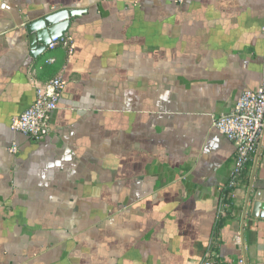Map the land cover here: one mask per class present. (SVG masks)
Masks as SVG:
<instances>
[{
    "label": "crops",
    "instance_id": "crops-1",
    "mask_svg": "<svg viewBox=\"0 0 264 264\" xmlns=\"http://www.w3.org/2000/svg\"><path fill=\"white\" fill-rule=\"evenodd\" d=\"M59 10L87 11L73 49L32 56ZM58 77L50 135L13 132ZM263 78L264 0H0V264H264V147L219 218L236 150L214 127Z\"/></svg>",
    "mask_w": 264,
    "mask_h": 264
},
{
    "label": "built area",
    "instance_id": "built-area-1",
    "mask_svg": "<svg viewBox=\"0 0 264 264\" xmlns=\"http://www.w3.org/2000/svg\"><path fill=\"white\" fill-rule=\"evenodd\" d=\"M58 48L73 49V39L64 35L55 38L46 51L54 52ZM54 60L49 58L47 63ZM66 88L65 81L58 77L36 89L34 103L11 121V130L32 139L43 141L51 133V119L57 111L61 95ZM214 127L235 146L236 154L232 177L228 188V197L219 200L218 217L223 218L230 209L228 200H236L239 196V183L246 165L256 157L260 147H264V78L256 90H246L242 93L235 108L229 114H221L214 120ZM16 153V146L9 150ZM200 264H224L218 261L214 245L208 246Z\"/></svg>",
    "mask_w": 264,
    "mask_h": 264
},
{
    "label": "water",
    "instance_id": "water-1",
    "mask_svg": "<svg viewBox=\"0 0 264 264\" xmlns=\"http://www.w3.org/2000/svg\"><path fill=\"white\" fill-rule=\"evenodd\" d=\"M86 13L87 11L85 10H59L28 23L26 31L29 36V46L32 56L39 57L43 55L53 39L60 38L67 34L73 19H79ZM257 163L258 159L255 160L253 167L245 210L251 203L252 184ZM252 214L254 217H264V199H262L261 196H256L255 201L253 202Z\"/></svg>",
    "mask_w": 264,
    "mask_h": 264
},
{
    "label": "trees",
    "instance_id": "trees-1",
    "mask_svg": "<svg viewBox=\"0 0 264 264\" xmlns=\"http://www.w3.org/2000/svg\"><path fill=\"white\" fill-rule=\"evenodd\" d=\"M253 165H254V161H252V160L246 165L245 170L243 171V173L241 175V179H240V183H239V188L246 189L247 186L249 185L250 174H251V170L253 168ZM230 193H231V190L227 186V188L224 190V192H223V194H222L221 197H225L226 198V197L229 196ZM232 202L233 201L231 199L228 200V203H230L231 205H232ZM221 225H222V223L220 222V225L218 226L217 232H216V240H214V241H217V239L219 238V234L218 233H219V230H220ZM214 247L217 248V246H214ZM216 248H214V250ZM216 251H218V250H216Z\"/></svg>",
    "mask_w": 264,
    "mask_h": 264
}]
</instances>
